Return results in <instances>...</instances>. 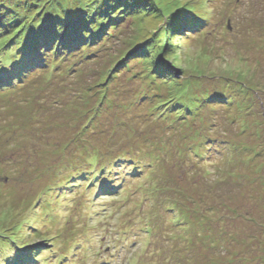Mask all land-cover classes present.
<instances>
[{
    "label": "rangeland",
    "instance_id": "obj_1",
    "mask_svg": "<svg viewBox=\"0 0 264 264\" xmlns=\"http://www.w3.org/2000/svg\"><path fill=\"white\" fill-rule=\"evenodd\" d=\"M19 254L264 264V0H0V264Z\"/></svg>",
    "mask_w": 264,
    "mask_h": 264
},
{
    "label": "trees",
    "instance_id": "obj_2",
    "mask_svg": "<svg viewBox=\"0 0 264 264\" xmlns=\"http://www.w3.org/2000/svg\"><path fill=\"white\" fill-rule=\"evenodd\" d=\"M176 29V28H175ZM177 30V29H176ZM165 36V35H164ZM168 37V36H167ZM169 40V39H168ZM169 41H167V43H168ZM166 48H167V44H165V45H163L162 46V48L159 50V55H162V54H164V53H166L167 52V50H166ZM132 55H134V54H132ZM157 66L159 65L158 64V60H157V62L155 63ZM159 67L161 68V69H165V65H163V66H160L159 65ZM179 93H182V92H179ZM178 93H176V97H178V98H180V96H181V94H180V96L179 95H177ZM216 98V97H215ZM217 100H223L221 97H217ZM175 103H176V101L174 100V102L172 103V101L171 102H169L167 105L168 106H172V104H173V106L175 107ZM167 106V107H168ZM240 162V161H239ZM236 166V163H234V165H232V166H230V172H228V173H232L233 175L235 174L236 176H237V173H238V171H237V169H233V167H235ZM233 169V170H232ZM14 242V241H13ZM12 244H10V245H6L5 247L7 248V249H11V250H14V249H12ZM18 254V253H17ZM17 260L18 261H16L18 264H22L23 262H26L27 260L25 259H22V257L20 256V254H19V257L17 258ZM21 260H24L22 263H21Z\"/></svg>",
    "mask_w": 264,
    "mask_h": 264
},
{
    "label": "bare ground",
    "instance_id": "obj_3",
    "mask_svg": "<svg viewBox=\"0 0 264 264\" xmlns=\"http://www.w3.org/2000/svg\"><path fill=\"white\" fill-rule=\"evenodd\" d=\"M69 197V196H68ZM72 197V196H71Z\"/></svg>",
    "mask_w": 264,
    "mask_h": 264
}]
</instances>
